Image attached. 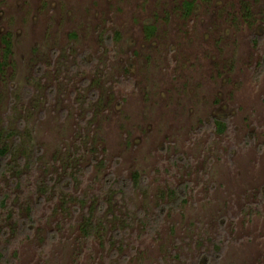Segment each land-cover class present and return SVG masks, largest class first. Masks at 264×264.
Returning a JSON list of instances; mask_svg holds the SVG:
<instances>
[{
    "label": "rangeland",
    "instance_id": "1",
    "mask_svg": "<svg viewBox=\"0 0 264 264\" xmlns=\"http://www.w3.org/2000/svg\"><path fill=\"white\" fill-rule=\"evenodd\" d=\"M4 145L0 264H264V0H0Z\"/></svg>",
    "mask_w": 264,
    "mask_h": 264
},
{
    "label": "trees",
    "instance_id": "2",
    "mask_svg": "<svg viewBox=\"0 0 264 264\" xmlns=\"http://www.w3.org/2000/svg\"><path fill=\"white\" fill-rule=\"evenodd\" d=\"M186 6L188 9H191L192 7V3H186ZM216 124L222 129L225 126V123L222 121L217 120ZM12 149L9 145H4L2 147H0V174L3 172V167H4V162L5 160L8 159V157L11 156ZM185 189V188H184ZM178 188L174 190V196L178 199L181 196H183L185 194V190ZM101 224L100 220L98 218H96V220H89L87 223H85L84 226V233L86 238H90L93 235H95L97 233L98 227ZM3 254L0 253V257H2Z\"/></svg>",
    "mask_w": 264,
    "mask_h": 264
}]
</instances>
